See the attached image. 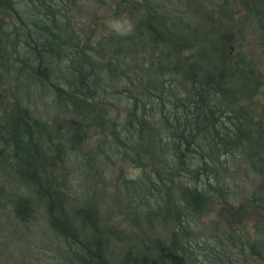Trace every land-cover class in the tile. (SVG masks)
I'll use <instances>...</instances> for the list:
<instances>
[{
	"label": "trees",
	"instance_id": "1",
	"mask_svg": "<svg viewBox=\"0 0 264 264\" xmlns=\"http://www.w3.org/2000/svg\"><path fill=\"white\" fill-rule=\"evenodd\" d=\"M183 1L180 9L148 2L145 17L134 12L141 3L124 2L118 8L129 10V32L102 34L95 44L89 42L94 29H81L82 38L89 37L85 40L76 31L62 40L58 19L49 20L47 5L36 0L46 11L19 14L12 30L13 36H22V56L12 59L11 51L0 47V69L13 79V87H35L43 99L50 97L52 109L60 107L65 114L50 123L21 98L13 102L0 90V175L11 154L9 168L31 191L20 192L0 180V211L29 226L42 209L48 236L67 246L68 264H109L107 240L116 238L112 227L98 221V209L83 197L75 203L69 194L72 181L86 180L90 189L97 172L101 184L117 175L110 209L117 200L133 197L139 202L137 207L128 202L135 225L141 220L150 229V222L161 218L170 229L166 237L156 230L143 232V241L121 248L119 264H189L192 251L186 245L192 238L185 230L192 223L202 231L197 244L212 237L218 242L202 264H264L262 80L233 48L237 27L228 3L252 21L264 53V0ZM10 2L0 0L4 11L12 8ZM191 11L190 21L185 17ZM104 80L111 89L103 88ZM112 159L141 173L122 179L123 170L112 169ZM102 163L106 173L100 176ZM128 186L136 193L129 196ZM218 202L236 226H245L248 212H255L259 219L253 234L242 228L227 231L220 220L201 227ZM228 212L222 213L224 219Z\"/></svg>",
	"mask_w": 264,
	"mask_h": 264
},
{
	"label": "rangeland",
	"instance_id": "2",
	"mask_svg": "<svg viewBox=\"0 0 264 264\" xmlns=\"http://www.w3.org/2000/svg\"><path fill=\"white\" fill-rule=\"evenodd\" d=\"M35 1L36 0H11L10 6L12 8L9 7L6 11H4L3 5L0 3V47H6V50L11 51L10 58L12 59H14L17 55H19V57L22 56L25 51L22 47V36L19 35L15 37L12 35V30H16L19 25V14L25 16L24 14L31 15V13H33L35 16H39L41 15V12L46 11L47 9L50 13L49 20H52L53 18L58 19L57 23H59V34H61L62 40L65 39L67 41L69 35H71L74 31L80 34L81 40H85V38L89 37L82 38L85 33H83L81 29L84 32L87 29H94V37H90L89 42H94L96 44V40L101 38L102 34L112 32L115 34L125 35L129 32L132 26L131 20L129 19V10L125 11L118 8L119 6L121 7L124 2L126 3V6L128 4H132V1L141 3L143 7L135 9L134 12L135 15L141 14V16L144 17V5L148 2L153 5L164 4V2H166V5L171 4L172 7H177L178 9L183 6L181 3H185L183 0H179V3L174 0H40L47 5V8L44 9L42 6L40 7L37 5ZM195 1L200 2L201 4H208L210 0ZM228 3L230 8L234 11L235 26L237 27V41L233 48L236 49L237 47V49H240L241 56L248 59L251 62L250 66L260 72L262 85L259 88L258 99L264 103V53L262 47L257 43L256 37L254 36L252 21L247 19V16L243 14L240 8H237L230 2ZM173 12L175 13V10H173ZM11 14L14 16L12 17ZM185 18L191 21L194 18L193 12L191 11ZM95 22L99 23V26H95ZM102 29L105 33L102 32ZM10 79L6 78L5 72L0 69V90L4 92L7 99L15 102L14 99L17 98L20 100L21 98L23 100V105L27 106L34 115L42 118L43 120L49 119L50 123L59 120L60 118L62 120L65 118V114L62 111L63 109L57 106L52 109L49 101L50 97L47 98L49 100L43 99L42 95L35 87H31V91L24 89L23 85L20 89H15L13 87L14 81L13 79ZM108 84L109 83L104 80L102 83L103 88L107 87L108 89H111ZM39 141L43 143L44 137H39ZM6 152L7 150H5L4 154ZM6 158V166L0 175V180L3 181L5 186L6 184H11L20 192H31L26 190L22 181H19L16 178L17 176L9 168L8 164L11 160V154H7ZM112 160V169L118 171L120 167L122 168V176H120L122 179L124 176L127 179H135L138 178L141 173L137 167L133 168V165L130 167L129 164L123 163L122 165V162L114 159ZM102 167L103 163L101 166L97 167V169H100L101 171L100 176H102V173L104 172L102 171ZM105 173L106 172L103 174ZM98 174L99 172L90 177L92 178V186L89 185L90 189L89 187L86 188L88 185L86 180L83 182L82 180L80 182L72 181L73 192L69 194L70 200L72 197L73 202L75 203L76 199L83 197L85 204H89L91 208L98 209V212H96L98 221L100 223H106V225L110 226V228L112 227L111 234L115 235L116 238L108 237L107 240L108 244H106V246L108 247L106 254L109 259V264H119V258H121V252L123 251L122 249H124L127 245H134L137 240L143 241L146 238L142 235L143 232L148 235L149 232L156 230L164 234L165 237L168 235L167 231L169 226L165 223L164 227L163 223L159 222L161 218L158 221H149L151 223L150 229H147L148 222L145 223L139 220V224H134V221L130 219L132 216V208H130L131 205H129L128 202L136 207L139 202H137L133 197L131 198V201L128 196L127 199H125V196L122 200H117L116 205H114L115 209H110L109 206L112 205L111 198L115 193H117V185L116 182L113 181L114 176L117 175L115 173V175H109L110 178L106 176V178H103V180H105L104 183L101 184L98 182ZM142 187L143 186L140 185L137 189L142 191ZM127 188V194L129 196L136 193L133 188H129V186ZM115 198L119 199V196L116 194ZM234 204H238V202ZM219 205L222 204L218 202L217 205H214L215 207L212 208L214 211H211L210 214H207L201 219V227L206 228L205 226L212 225L213 222L220 220L227 231L232 230L233 228H242L243 232L245 230V233L253 234V223L259 219L255 212H248V219L246 218L247 221H244L245 226H236L235 218H232V215L226 210L225 206ZM140 207H142V204H140ZM224 211L228 212V216L225 215V219L224 215H222ZM44 214L45 212L40 209V214L38 213L37 215L38 221L36 224L34 223L33 225L30 224L29 226H22L16 224L13 218L8 216L9 214L0 211V264H68V262H65L64 259L67 246L64 241L58 239L56 240L50 235L48 236ZM162 219H164V217ZM222 220H224L229 226H227ZM163 222H166L165 219ZM185 232L192 238L190 240L191 244L189 243V245H186L188 250L192 251L190 254H187L189 264H202V258H205L204 256L210 257L213 253V251L210 252V248L212 250L218 249V242L213 237L209 239L202 238V240H206V242L202 240V242L198 244L195 242L196 235L201 234L202 232L198 230L195 231V223L187 226V230H185ZM117 234L122 236L120 239L121 241H124L123 243L119 240ZM192 234L194 236H192ZM181 235H184V233ZM216 235H220V232Z\"/></svg>",
	"mask_w": 264,
	"mask_h": 264
}]
</instances>
